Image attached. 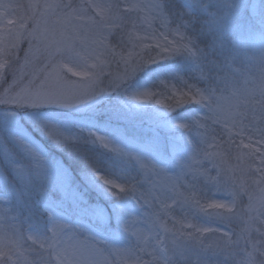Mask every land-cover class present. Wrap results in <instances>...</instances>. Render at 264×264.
I'll return each mask as SVG.
<instances>
[{
	"label": "snow or ice",
	"instance_id": "obj_1",
	"mask_svg": "<svg viewBox=\"0 0 264 264\" xmlns=\"http://www.w3.org/2000/svg\"><path fill=\"white\" fill-rule=\"evenodd\" d=\"M0 264H264V0H0Z\"/></svg>",
	"mask_w": 264,
	"mask_h": 264
},
{
	"label": "rangeland",
	"instance_id": "obj_2",
	"mask_svg": "<svg viewBox=\"0 0 264 264\" xmlns=\"http://www.w3.org/2000/svg\"><path fill=\"white\" fill-rule=\"evenodd\" d=\"M50 115L60 116L62 119L68 121H75L79 119V114L76 113H50ZM142 121V122H141ZM129 131L137 132L140 134H144L147 132L149 128V122L147 116L140 117L135 125H128ZM150 135V133H148ZM35 141L39 144V146L44 150L47 154L49 162L52 165L61 164L68 168H71L73 171V175L79 179V169L81 167L80 162L70 156L66 150L56 147L55 145L49 143L46 139H44L39 133H32ZM191 153H189L190 155ZM179 172V168L176 169V173ZM57 173L60 174V170L57 169ZM176 173H168L167 175H175ZM214 174V173H213ZM164 177H156L151 176L150 178L147 175H143L141 177L142 182H144V191H149L152 188V181H156L159 183L162 181ZM59 195V194H58ZM144 206L140 208V213L143 217H148L150 213L153 211V203L149 198L147 202L142 201ZM137 207H140L139 205ZM143 226V225H142Z\"/></svg>",
	"mask_w": 264,
	"mask_h": 264
}]
</instances>
